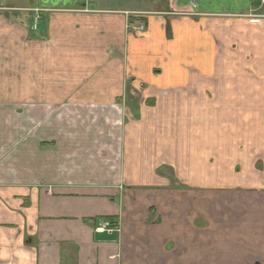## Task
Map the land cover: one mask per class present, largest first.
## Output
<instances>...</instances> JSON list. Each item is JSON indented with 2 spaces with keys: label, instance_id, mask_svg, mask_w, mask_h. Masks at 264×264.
<instances>
[{
  "label": "crops",
  "instance_id": "obj_1",
  "mask_svg": "<svg viewBox=\"0 0 264 264\" xmlns=\"http://www.w3.org/2000/svg\"><path fill=\"white\" fill-rule=\"evenodd\" d=\"M124 1L0 0V264H264V2Z\"/></svg>",
  "mask_w": 264,
  "mask_h": 264
},
{
  "label": "rangeland",
  "instance_id": "obj_2",
  "mask_svg": "<svg viewBox=\"0 0 264 264\" xmlns=\"http://www.w3.org/2000/svg\"><path fill=\"white\" fill-rule=\"evenodd\" d=\"M10 1V0H9ZM14 1V0H12ZM148 2H150V4L154 3L155 8H158L161 12H160V18L162 16H175V17H180V15H188L190 13V11H192V8L194 7L192 0H148ZM1 3V2H0ZM126 4V2L124 0H118L117 5L120 6H124ZM129 6V4H126ZM153 5V4H152ZM152 5H149V7H154ZM181 8V9H180ZM151 9V8H150ZM176 9V10H175ZM142 14V13H141ZM155 15V14H152ZM158 19V18H157ZM164 19V17L162 18ZM120 106V104L118 105ZM117 106V107H118ZM118 111H123L124 110V105L122 104V108H118ZM3 111H5V115H0V118L5 117V121L4 124H9L11 122H13L14 120V113L12 111V108L5 110L3 108L0 109V113H2ZM30 111H24L23 112V116H22V121L29 123V113ZM129 116H126V114L124 113V111L122 113H117V114H113V115H107V122L108 120H112V122H116V123H122L125 121L124 118H127ZM140 116H137V118ZM16 118V117H15ZM7 133V131H5ZM26 132V133H25ZM27 134V131H24V135ZM23 135V132H22ZM25 138V137H24ZM38 156L43 155L42 153H37ZM96 160H99V158H95ZM90 167L86 166V168H89L87 170V172H91L94 170H102V167L100 165V163H89ZM9 169V172H11V165L12 164H5ZM78 163L75 162H70L69 164H66V168L68 170V173L70 174L71 172L75 171V167L78 166ZM83 165V164H81ZM85 165H88V163H85ZM112 166H115V163H112ZM73 170V171H70ZM76 174V172L74 173Z\"/></svg>",
  "mask_w": 264,
  "mask_h": 264
},
{
  "label": "built area",
  "instance_id": "obj_3",
  "mask_svg": "<svg viewBox=\"0 0 264 264\" xmlns=\"http://www.w3.org/2000/svg\"><path fill=\"white\" fill-rule=\"evenodd\" d=\"M261 1L264 2V0ZM37 20L38 19H35V21ZM139 29H142V25L139 27ZM94 232L97 234H106L110 236L118 232V227L112 224V222H110L109 220H99L97 222Z\"/></svg>",
  "mask_w": 264,
  "mask_h": 264
}]
</instances>
